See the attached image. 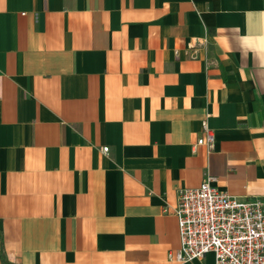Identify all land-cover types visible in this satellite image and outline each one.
<instances>
[{
	"label": "crops",
	"instance_id": "crops-1",
	"mask_svg": "<svg viewBox=\"0 0 264 264\" xmlns=\"http://www.w3.org/2000/svg\"><path fill=\"white\" fill-rule=\"evenodd\" d=\"M206 174L264 197V0H0V264H214Z\"/></svg>",
	"mask_w": 264,
	"mask_h": 264
},
{
	"label": "built area",
	"instance_id": "built-area-1",
	"mask_svg": "<svg viewBox=\"0 0 264 264\" xmlns=\"http://www.w3.org/2000/svg\"><path fill=\"white\" fill-rule=\"evenodd\" d=\"M201 123L205 135L196 144L212 147V130L206 120ZM214 179L206 174L198 186L178 190L173 212L180 244L168 258L184 262L212 252L214 264H264V197L239 200Z\"/></svg>",
	"mask_w": 264,
	"mask_h": 264
}]
</instances>
